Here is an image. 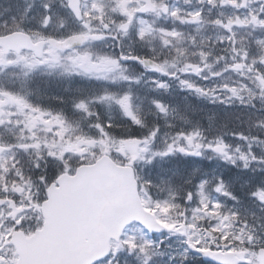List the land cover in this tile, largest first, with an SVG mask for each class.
I'll return each mask as SVG.
<instances>
[{
  "label": "snow or ice",
  "instance_id": "obj_1",
  "mask_svg": "<svg viewBox=\"0 0 264 264\" xmlns=\"http://www.w3.org/2000/svg\"><path fill=\"white\" fill-rule=\"evenodd\" d=\"M0 264H264V0L0 2Z\"/></svg>",
  "mask_w": 264,
  "mask_h": 264
},
{
  "label": "rangeland",
  "instance_id": "obj_2",
  "mask_svg": "<svg viewBox=\"0 0 264 264\" xmlns=\"http://www.w3.org/2000/svg\"><path fill=\"white\" fill-rule=\"evenodd\" d=\"M1 2H3V0Z\"/></svg>",
  "mask_w": 264,
  "mask_h": 264
}]
</instances>
